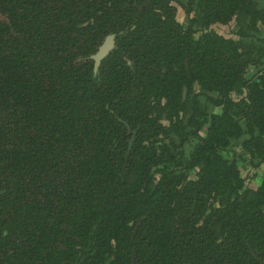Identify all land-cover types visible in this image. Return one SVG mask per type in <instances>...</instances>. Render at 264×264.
Listing matches in <instances>:
<instances>
[{"label": "trees", "instance_id": "16d2710c", "mask_svg": "<svg viewBox=\"0 0 264 264\" xmlns=\"http://www.w3.org/2000/svg\"><path fill=\"white\" fill-rule=\"evenodd\" d=\"M245 167L264 0H0V264H264Z\"/></svg>", "mask_w": 264, "mask_h": 264}, {"label": "rangeland", "instance_id": "374dc122", "mask_svg": "<svg viewBox=\"0 0 264 264\" xmlns=\"http://www.w3.org/2000/svg\"><path fill=\"white\" fill-rule=\"evenodd\" d=\"M179 19L183 21L185 18L182 16H179ZM217 33H219L222 36H225L227 38H235L234 31H235V25L232 23L231 25L227 26H214L212 27ZM264 167H262L259 171L253 170V168H247L243 169L242 173L244 178L247 181V184L250 187L256 188L258 186L259 177L263 176Z\"/></svg>", "mask_w": 264, "mask_h": 264}, {"label": "water", "instance_id": "95a60500", "mask_svg": "<svg viewBox=\"0 0 264 264\" xmlns=\"http://www.w3.org/2000/svg\"><path fill=\"white\" fill-rule=\"evenodd\" d=\"M104 55V53H99L96 57V60L99 62L104 57Z\"/></svg>", "mask_w": 264, "mask_h": 264}]
</instances>
